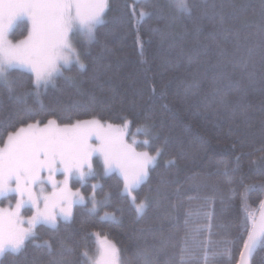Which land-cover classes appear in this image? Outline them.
I'll use <instances>...</instances> for the list:
<instances>
[{"label":"snow or ice","instance_id":"6c2138e0","mask_svg":"<svg viewBox=\"0 0 264 264\" xmlns=\"http://www.w3.org/2000/svg\"><path fill=\"white\" fill-rule=\"evenodd\" d=\"M137 6H140L139 13ZM169 8H175L173 0H169ZM180 9L173 13L157 0H135L131 16L142 20L154 12L162 21L161 26L151 31L162 47L167 46L165 63L178 72L177 90L186 100L198 99L205 109L214 106L224 117L235 118L239 113L246 120V97L249 88L257 83V71L259 83L264 87V0H259L258 7L235 0H198L191 6L181 3ZM110 10L109 0H0V87L6 90V95L0 91V107L6 105L18 115L38 114L37 108L28 104V98H35L43 109L39 97L50 86L56 88L58 78H63L86 98L83 102L64 104L61 111L87 108L96 103L95 95L81 87L85 82L82 77L89 69L82 56L91 55L93 45L100 44L98 26L106 22ZM256 17H259L258 23ZM20 26L27 34L22 39H11L13 29ZM177 26L179 31L175 30ZM107 51L106 46H101V51L90 61V80L96 79L97 63ZM181 68L183 71L179 72ZM16 69L31 76L27 80L14 76ZM167 87V84L161 85V95ZM233 89L235 96L230 95ZM131 124L126 118L122 126L110 123L105 126L98 119L72 122L70 117L64 123L55 116L46 122L35 120L26 127L7 132L0 146V203L8 200L6 207H0V264L8 253H25L14 264H28V242L46 249L48 259L42 264H193L195 257L187 242L180 250L179 259L172 258L171 237L165 234L162 221L137 227L127 248L106 242L96 257L86 251L77 253L78 245L66 244L64 237L58 246L47 239L36 243L41 239L38 227L56 228L59 218L73 217L75 204L83 205L89 222L94 223L109 218L108 213L100 215L101 209L121 199L134 209L136 223L143 220L149 208L158 207L164 201L172 210L163 213L169 222L175 219L173 213L179 214L183 206L179 200L180 187L169 191L160 183L149 187L143 198L137 192L157 167L172 137L164 136L160 145L154 147L161 133L156 120L149 117L137 128L146 139H133L129 143L126 137ZM138 148L146 150L138 151ZM257 151L264 152V146ZM239 159L236 158L237 163ZM94 161L102 165L101 172H97ZM174 163L175 160H169L165 165ZM253 170L264 173V156L250 160L249 171ZM110 174H115L116 189L103 192L99 200L97 190L103 191V184H91L87 197L80 188L73 191L71 186L79 182L84 187L89 180L103 179ZM58 175L62 179H57ZM197 175L200 179L190 187L207 190V194L199 197L201 208H207L220 188L211 182V173ZM224 175H228L227 171ZM228 183L231 185L230 180ZM244 189L239 194V207L246 212L249 195L253 191L264 193V183L246 185ZM228 190L235 192L231 187ZM260 205L264 208V200ZM25 210H31V215H26ZM204 214L211 216L208 212ZM191 215V211L185 213L186 236ZM111 218L116 219L114 215ZM156 219L159 221L160 216ZM254 220L253 217L249 226V217L245 214L238 224L242 230V248L237 264H252L257 249L264 250V224L257 227ZM87 235L99 234H86V238ZM217 257L234 259L232 251L225 247L213 253L211 260L205 252L204 264H217Z\"/></svg>","mask_w":264,"mask_h":264},{"label":"trees","instance_id":"16d2710c","mask_svg":"<svg viewBox=\"0 0 264 264\" xmlns=\"http://www.w3.org/2000/svg\"><path fill=\"white\" fill-rule=\"evenodd\" d=\"M167 11L173 13L181 11V3L191 6L198 0H173L175 8H169V0H157ZM236 3L247 2L258 7L259 0H235ZM111 10L105 17V23L98 26L100 44L93 45L91 55L83 56L89 64L88 72L82 77L85 81L81 87L88 90L96 97V103L91 106L71 108L61 111L60 108L69 102L81 101L80 93L63 78L57 79V87L51 86L39 97L43 109L35 98L29 97L28 104L38 110L37 113L20 114L9 111L7 106L0 107V143L6 138L7 132L16 128L34 123L35 120L54 118L67 123L69 117L72 122L76 119H100L113 125H123V120L132 121L127 130L128 136L137 141L146 139L142 133L137 132L145 120L152 117L156 120L161 139L154 141V147L159 146L164 136H171L169 147L159 158L157 167L150 173L148 181L137 190L139 198H143L149 187L163 183L171 191L176 187L181 188L179 200L182 208L179 214L173 213L175 219L169 222L163 215L165 211L171 212L169 204L164 201L157 207L153 205L148 209L143 220L136 223L134 209L121 200L103 207L100 215L105 213L114 215L116 219L107 218L102 222H89L85 207L80 204L73 206V217L60 220L56 228L47 226L38 227L42 243L47 239L54 246H58L61 237L66 244L78 245L77 253L87 252L90 256H98L106 242L115 244L118 248H127L131 243L133 232L137 227L146 224L163 222L165 234L170 235V254L174 260L179 259L180 250L187 242L192 255L195 257L193 264H204V254L207 252L209 259L213 253L230 249L234 259L217 257V264H237L239 251L242 248L240 239L241 229L238 224L247 214L249 226L252 218L259 214L260 201L264 200V193L253 191L248 198L246 212L240 210L239 194L244 193V186L264 183V173L257 170L249 171L250 160H258L264 152L257 151L264 146V87L259 83L260 73L257 71L256 80L249 88L246 103L248 118L242 119L237 113L235 118L224 117L212 108L205 109L198 99L186 100L182 92L177 90L175 77L176 70L165 63L167 56L166 45L161 46L158 38L151 29L161 26L162 21L156 13H152L138 20L131 16V8L135 0H109ZM137 13L140 6H137ZM145 10L148 9L145 7ZM186 15V13H182ZM259 22V17H256ZM179 31V27L175 28ZM141 45L143 53L141 54ZM101 46L108 50L97 63L98 72L96 79L90 80L92 65L90 61L101 51ZM181 68L179 72H182ZM68 74V73H66ZM14 76L27 80L31 74L16 69ZM246 79V75H245ZM167 84L164 95H161V85ZM153 88L156 94L153 95ZM0 91L5 92L3 87ZM230 95L235 96L233 89ZM167 105V107H165ZM34 116V119L30 118ZM146 149L138 148V151ZM240 157L237 163L236 158ZM175 160L174 164L165 165L166 161ZM94 161V165H98ZM99 169L98 172H101ZM227 171L228 175H224ZM211 173V182L219 185L220 191L216 193L214 202L207 208H201L202 201L199 197L207 194V190H195L190 187L200 179L197 174ZM91 179L88 184L81 187L87 197L91 193V184L104 185L103 191L97 190V199H101L103 192L116 189L115 174L105 176L103 179ZM231 181L229 185L228 181ZM95 181V182H94ZM231 187L235 192H230ZM192 197V199H189ZM176 197H173L175 202ZM139 202V199L137 200ZM91 207V204L88 205ZM122 209V211H121ZM191 211L189 230L186 236L185 213ZM211 214L210 218L204 213ZM160 216L158 221L156 218ZM255 222V220H254ZM198 229V230H197ZM98 233L99 235H87ZM106 238V239H105ZM45 248H37L32 242L27 243L26 254L28 264H42L48 259ZM25 253H8L3 257V264H14L16 260L24 258ZM71 258V257H70ZM252 264H264V250L257 249Z\"/></svg>","mask_w":264,"mask_h":264},{"label":"rangeland","instance_id":"374dc122","mask_svg":"<svg viewBox=\"0 0 264 264\" xmlns=\"http://www.w3.org/2000/svg\"><path fill=\"white\" fill-rule=\"evenodd\" d=\"M27 33H26V30L22 27V26H20V27H16V28H14L13 29V31H12V33L10 34V38L11 39H13V40H18V39H22L23 37H24V35H26ZM82 59H83V56H82ZM84 60V59H83ZM85 62V61H84ZM95 119V118H94ZM87 120H91V119H87ZM98 120H100V119H98ZM101 121V123H103V124H105V126L107 125V124H109L108 122H104V121H102V120H100ZM111 124V123H110ZM27 125H24L23 127H26ZM6 139V138H5ZM126 139H127V141L129 142V143H131L132 141H133V139L134 138H132V137H130V136H128L127 135V137H126ZM3 145V142L2 143H0V146H2ZM94 167L96 168V170H97V172H98V170L99 169H102V165L100 164V162L98 163V165L97 164H95L94 165ZM99 173V172H98ZM57 179H62V177L61 176H57ZM96 180H99V179H96ZM95 180V181H96ZM94 181V182H95ZM77 184L78 183H74V184H72L71 186H72V188H73V191H75L77 188H78V186H77ZM79 188H80V186H79ZM80 191H81V193L84 195V193H85V191H82L81 189H80ZM12 203H13V205H14V203H15V200L13 199V201H12ZM8 205V200H4L2 203H0V207H6ZM42 206V205H41ZM74 206V205H73ZM73 206H72V208H73ZM73 210V209H72ZM25 213H26V215H31V210H25ZM111 214H109V218H111ZM60 220H65L64 218H59L58 219V222L60 221ZM45 226H47V225H45ZM47 227H51V226H47ZM51 228H53V227H51Z\"/></svg>","mask_w":264,"mask_h":264},{"label":"water","instance_id":"95a60500","mask_svg":"<svg viewBox=\"0 0 264 264\" xmlns=\"http://www.w3.org/2000/svg\"><path fill=\"white\" fill-rule=\"evenodd\" d=\"M262 213H264V208H260L259 214L255 219V224L257 227L261 226L262 224H264V215H262Z\"/></svg>","mask_w":264,"mask_h":264}]
</instances>
